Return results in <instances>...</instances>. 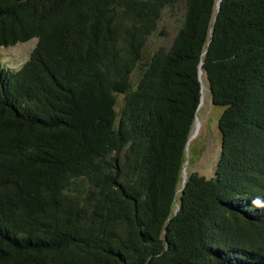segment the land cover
Instances as JSON below:
<instances>
[{"label":"trees","instance_id":"1","mask_svg":"<svg viewBox=\"0 0 264 264\" xmlns=\"http://www.w3.org/2000/svg\"><path fill=\"white\" fill-rule=\"evenodd\" d=\"M177 1L0 0V46L37 37L0 66V264H264V0H184L133 84ZM200 68L221 153L173 212Z\"/></svg>","mask_w":264,"mask_h":264},{"label":"rangeland","instance_id":"2","mask_svg":"<svg viewBox=\"0 0 264 264\" xmlns=\"http://www.w3.org/2000/svg\"><path fill=\"white\" fill-rule=\"evenodd\" d=\"M216 8L217 6L215 13ZM185 12L184 0H178L163 9L156 29L147 39L142 60L132 73L133 84L138 81L140 73L153 52L162 45H171L178 29L184 22ZM36 44L37 37H34L14 45L0 46V66L19 68L29 58ZM202 76L205 84V96L202 92V102L197 109L196 118L189 134L177 184V200L174 203L173 212L178 208L180 192L189 175L197 172L206 178H212L215 175L217 161L221 153L222 136L218 122L224 106L213 103L207 77L203 72ZM124 99L125 93L117 92L116 108L118 112L123 107Z\"/></svg>","mask_w":264,"mask_h":264},{"label":"water","instance_id":"3","mask_svg":"<svg viewBox=\"0 0 264 264\" xmlns=\"http://www.w3.org/2000/svg\"><path fill=\"white\" fill-rule=\"evenodd\" d=\"M220 2H221V0H217V2H216V5H217V10H218V9H219V7H220ZM201 72H202V68H200V69H199V78H200L201 85H202ZM201 90H202V88H201ZM201 100H202V95H201ZM200 103H201V101H200ZM200 103H199V105H200ZM187 142H188V141H187Z\"/></svg>","mask_w":264,"mask_h":264},{"label":"bare ground","instance_id":"4","mask_svg":"<svg viewBox=\"0 0 264 264\" xmlns=\"http://www.w3.org/2000/svg\"><path fill=\"white\" fill-rule=\"evenodd\" d=\"M201 78H202V92H203V96H205V84H204V80H203V76H202V72H201ZM205 98V97H204ZM202 102V101H201ZM201 104V103H200ZM200 106V105H199Z\"/></svg>","mask_w":264,"mask_h":264}]
</instances>
